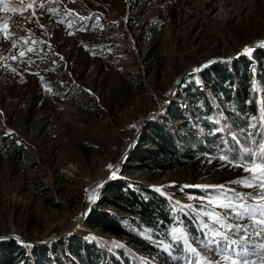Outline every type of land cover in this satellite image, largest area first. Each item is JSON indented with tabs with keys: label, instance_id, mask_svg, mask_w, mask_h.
<instances>
[{
	"label": "rangeland",
	"instance_id": "374dc122",
	"mask_svg": "<svg viewBox=\"0 0 264 264\" xmlns=\"http://www.w3.org/2000/svg\"><path fill=\"white\" fill-rule=\"evenodd\" d=\"M0 21L8 30L6 38L0 31V242L13 240L25 249L16 248L14 261L100 264L94 242L122 264H190L205 256L224 264L203 228L211 224L204 212L225 211L209 203L220 189L204 186L250 193L246 202L257 203L259 188L233 183L249 173L218 158L226 144L233 152L256 148L249 135L255 118L246 116L241 129L245 145L233 133L221 141L212 115L208 125L199 120L193 126L191 109L200 103L191 96L190 76L209 61L215 63L203 70L239 59L245 46L257 45L244 56L259 62L264 0H6ZM194 84L203 87L198 79ZM158 120L183 134V155L175 146L164 156L142 142L146 127ZM204 134L213 137L211 150L203 147ZM120 163L112 182L156 190L174 217L165 228L138 227L151 250L81 221L93 192ZM196 185L201 187H188ZM105 191L101 199L112 197ZM102 209L119 213L114 206ZM175 227L186 229L196 256L172 240ZM79 239L90 245L88 263ZM47 246L39 258L29 255L33 247Z\"/></svg>",
	"mask_w": 264,
	"mask_h": 264
},
{
	"label": "trees",
	"instance_id": "16d2710c",
	"mask_svg": "<svg viewBox=\"0 0 264 264\" xmlns=\"http://www.w3.org/2000/svg\"><path fill=\"white\" fill-rule=\"evenodd\" d=\"M13 42V40H12ZM256 57L259 62L253 63V58L241 56L239 59L231 60L230 62H222L207 68L197 75L190 77V87L194 102L200 103L195 105L191 110L193 116V126L199 120L208 125L206 116L212 115L215 117L214 125L218 128L217 135L221 141H227L228 134H234L244 145L248 143L241 129L247 125V117L253 115L255 129L252 128V133H256L252 138L259 141L260 132H264V127L260 126V121L264 119L261 115L264 112V92L254 90V86L264 84V50L259 48L256 50ZM254 64V68L250 66ZM184 78L183 80H187ZM195 79L202 83V88L195 86ZM217 97V98H216ZM227 102L228 107H224L221 103ZM260 114V115H259ZM221 116V118H220ZM259 116V118H258ZM160 121H154L146 127L147 135L142 142L149 141L156 147L164 156L168 155L173 147L181 154L179 144L182 141V133H172L167 125H162ZM203 145L208 150H211L210 142L213 137L204 134ZM226 144V143H225ZM224 144V145H225ZM7 143L6 146H9ZM227 152L231 150L228 144L224 146ZM137 148L136 152L141 160L143 155H140ZM142 151V150H141ZM231 153H235L231 151ZM183 155V153L181 154ZM111 193L112 197L103 196L98 206L93 208L86 219V224L90 227H99L104 232L111 234L128 245H133L139 248L153 249V246L138 234V227L141 225L151 226L155 228H165L170 224L174 217L165 208V198L156 190L139 185L135 188L132 183L127 180H121L117 183L112 182L106 189L105 193ZM114 206L119 213H110L108 210L102 209V206ZM117 214H121L119 217ZM123 215H128L122 219ZM65 242V240H62ZM78 246L81 248L82 257L86 263L89 262L88 249L90 245L85 240H77ZM104 242L110 240L104 239ZM93 249L97 251L95 258L99 259L100 264H122L120 259L114 255L113 251H107L104 248H97L95 243L91 244ZM118 252L122 249L118 246ZM17 249L25 250L13 240L0 242V264H17L14 261L13 252ZM112 248V245H111ZM49 247H33L29 251V255L39 258L45 251H49ZM113 250V249H112ZM63 264H68L66 261Z\"/></svg>",
	"mask_w": 264,
	"mask_h": 264
},
{
	"label": "snow or ice",
	"instance_id": "6c2138e0",
	"mask_svg": "<svg viewBox=\"0 0 264 264\" xmlns=\"http://www.w3.org/2000/svg\"><path fill=\"white\" fill-rule=\"evenodd\" d=\"M6 0H0V5H4ZM5 11L8 9L5 8ZM0 31L7 34V29L0 25ZM254 49L245 46L243 50L244 55L251 56ZM215 61H209L207 64L202 65L200 68L193 69V72L203 71L209 64ZM254 90L264 92V84L254 86ZM264 104V101H261ZM264 116V112L261 113ZM260 126L264 127V119L260 121ZM249 127L255 129L256 124H249ZM10 135L11 132L9 131ZM250 136L256 133H250ZM260 140H252L256 145L255 149L245 146L238 149L234 154L229 152L220 155L218 158L227 160L234 167H242L243 170L249 173L248 176L240 178L233 183H239L245 187H256L260 189L257 194V203L250 205L246 201L252 199L250 193H239L235 189L225 190L224 186H204V187H218L220 192L217 193V199L209 200V203L215 208L223 209L225 211L217 212H204L203 215L208 217L211 224L204 222L203 228L209 229L208 236L213 237L209 244H214L216 248L220 249V255L223 256L224 264H249L250 261L261 259L264 261V132L259 133ZM235 139V137H233ZM112 165H109L111 168ZM115 178V173L112 174ZM188 187H201L188 186ZM159 190V189H157ZM179 203V202H177ZM187 207L191 208L192 205ZM230 218L235 219V223L229 222ZM240 221H248V223H240ZM219 227H216V226ZM220 229H226L221 231ZM231 233H236L238 239H232ZM170 235L172 240L187 246V250L194 256L197 255V249L191 246L190 237L186 229L182 227H175L171 229ZM216 237H219L217 240ZM253 237H260L254 240ZM207 239V236H206ZM172 247L169 244L165 250ZM215 249L209 248V251ZM190 264H220L218 261H210L206 256L200 257L190 261Z\"/></svg>",
	"mask_w": 264,
	"mask_h": 264
},
{
	"label": "water",
	"instance_id": "95a60500",
	"mask_svg": "<svg viewBox=\"0 0 264 264\" xmlns=\"http://www.w3.org/2000/svg\"><path fill=\"white\" fill-rule=\"evenodd\" d=\"M257 45H252L250 46L251 48L253 47H256ZM193 72V70H192ZM133 146V143L130 145V147L128 148L127 152L131 149V147ZM121 165L122 163H120L118 165V167L112 171L106 178L105 180L102 182V184L100 185V187L98 188L97 190V195L94 199H92L88 209L86 210L85 212V215L81 218V221H84L87 219L88 215L91 213V211L93 210L94 206L99 203V200L101 199V196L103 194V192L107 189V187L112 183V181L115 179V178H112V174L115 173V177L117 176L118 173H120V168H121ZM72 235V234H70ZM65 236V235H63ZM18 241H21V242H27L26 240H23V239H17Z\"/></svg>",
	"mask_w": 264,
	"mask_h": 264
},
{
	"label": "bare ground",
	"instance_id": "6f19581e",
	"mask_svg": "<svg viewBox=\"0 0 264 264\" xmlns=\"http://www.w3.org/2000/svg\"><path fill=\"white\" fill-rule=\"evenodd\" d=\"M97 195V189L93 192V194L91 195V198L94 199Z\"/></svg>",
	"mask_w": 264,
	"mask_h": 264
}]
</instances>
